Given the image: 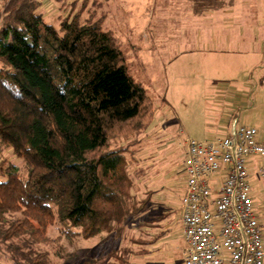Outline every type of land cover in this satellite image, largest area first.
Wrapping results in <instances>:
<instances>
[{"label": "trees", "instance_id": "trees-1", "mask_svg": "<svg viewBox=\"0 0 264 264\" xmlns=\"http://www.w3.org/2000/svg\"><path fill=\"white\" fill-rule=\"evenodd\" d=\"M40 5L9 0L0 27V264H52L50 227L91 239L135 219L112 142L155 112L102 18L57 27Z\"/></svg>", "mask_w": 264, "mask_h": 264}, {"label": "rangeland", "instance_id": "rangeland-1", "mask_svg": "<svg viewBox=\"0 0 264 264\" xmlns=\"http://www.w3.org/2000/svg\"><path fill=\"white\" fill-rule=\"evenodd\" d=\"M8 1L0 0V27ZM38 1V13L57 27L67 17L78 16L81 23L102 18L155 107L145 131L127 132L112 142L114 149L125 148L122 198L127 216L136 218L113 223L91 239L79 235L80 229L66 236L50 227L39 248L52 264H184L179 209L186 181L185 141L225 137L239 119L240 126L257 129L264 142V85H252V77L264 79V12H249L223 37H193V18L182 17L175 3L157 5L147 27L140 3L131 0ZM126 16L137 22L131 24ZM259 178L256 166L252 192L261 198L257 213L264 219Z\"/></svg>", "mask_w": 264, "mask_h": 264}, {"label": "built area", "instance_id": "built-area-1", "mask_svg": "<svg viewBox=\"0 0 264 264\" xmlns=\"http://www.w3.org/2000/svg\"><path fill=\"white\" fill-rule=\"evenodd\" d=\"M184 144L186 181L179 209L184 264H264V219L256 204L261 198L252 192L256 166L264 185L258 130L234 119L227 136ZM261 204L264 209V197Z\"/></svg>", "mask_w": 264, "mask_h": 264}, {"label": "crops", "instance_id": "crops-1", "mask_svg": "<svg viewBox=\"0 0 264 264\" xmlns=\"http://www.w3.org/2000/svg\"><path fill=\"white\" fill-rule=\"evenodd\" d=\"M140 3L139 6L143 13V26L150 27V19L157 10V5L163 7L162 4L169 2L178 5V10L184 12L181 16H190L193 18V37H223L227 27L239 25L244 22V16L254 11L264 12V0H131ZM162 3V4H161ZM138 6V7H139ZM119 5V10H120ZM173 8V7H172ZM158 11L160 9L158 8ZM252 13V12H251ZM260 13V14H261ZM262 15V14H261ZM126 21L135 24L126 16ZM230 20H233L230 22ZM234 22V23H233ZM252 85L254 89L260 85L257 78L252 77Z\"/></svg>", "mask_w": 264, "mask_h": 264}]
</instances>
